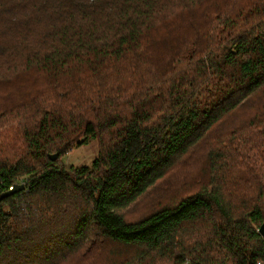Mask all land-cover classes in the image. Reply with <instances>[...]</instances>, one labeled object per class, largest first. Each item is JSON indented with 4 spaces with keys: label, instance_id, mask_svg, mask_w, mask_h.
I'll list each match as a JSON object with an SVG mask.
<instances>
[{
    "label": "trees",
    "instance_id": "16d2710c",
    "mask_svg": "<svg viewBox=\"0 0 264 264\" xmlns=\"http://www.w3.org/2000/svg\"><path fill=\"white\" fill-rule=\"evenodd\" d=\"M263 222L264 0H0V264H264Z\"/></svg>",
    "mask_w": 264,
    "mask_h": 264
},
{
    "label": "rangeland",
    "instance_id": "374dc122",
    "mask_svg": "<svg viewBox=\"0 0 264 264\" xmlns=\"http://www.w3.org/2000/svg\"><path fill=\"white\" fill-rule=\"evenodd\" d=\"M246 112H237L232 117L237 115L238 117L244 119ZM98 141L96 139H90L88 143L80 144L74 146L67 153L61 155L58 159L59 163H63L65 166L71 165L75 166H89L93 159L98 155L99 151ZM201 163L198 164V166ZM175 174L169 175V180H164L159 189L152 188L148 195L135 201L134 204L128 207L125 212V216L129 219H135L144 215L149 214V212L162 207L165 203L171 204L176 203L183 195L186 193L182 189V178H181V163L178 161V165L175 169ZM179 177L181 181L177 180ZM188 187V184L185 186ZM128 252L125 253H130ZM123 253V254H125Z\"/></svg>",
    "mask_w": 264,
    "mask_h": 264
},
{
    "label": "water",
    "instance_id": "95a60500",
    "mask_svg": "<svg viewBox=\"0 0 264 264\" xmlns=\"http://www.w3.org/2000/svg\"><path fill=\"white\" fill-rule=\"evenodd\" d=\"M58 157V154L55 153V154H51L50 155V158L52 160L56 159ZM23 187V184L22 183H17L14 185V187H11L9 191L5 192L4 194H8L10 192H13V191H16L17 189H20ZM259 233L262 234V236H264V222L260 225L259 229H258Z\"/></svg>",
    "mask_w": 264,
    "mask_h": 264
}]
</instances>
